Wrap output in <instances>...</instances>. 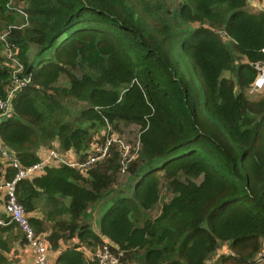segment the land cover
Returning a JSON list of instances; mask_svg holds the SVG:
<instances>
[{
	"label": "trees",
	"instance_id": "16d2710c",
	"mask_svg": "<svg viewBox=\"0 0 264 264\" xmlns=\"http://www.w3.org/2000/svg\"><path fill=\"white\" fill-rule=\"evenodd\" d=\"M6 32L32 73L0 127L24 167L56 141L84 161L96 134L138 127L129 187L118 181L116 146L86 174L48 165L17 182L37 234L54 249L79 240L56 264H89L80 247L94 250L103 237L117 245L119 264H264V93L250 94L253 64L264 61V8L248 0H0ZM4 46L0 37V53ZM9 82L0 68V96ZM4 174L12 179L16 169ZM94 211L103 212L100 233ZM16 228L0 226V264L26 240Z\"/></svg>",
	"mask_w": 264,
	"mask_h": 264
},
{
	"label": "built area",
	"instance_id": "2783aa9c",
	"mask_svg": "<svg viewBox=\"0 0 264 264\" xmlns=\"http://www.w3.org/2000/svg\"><path fill=\"white\" fill-rule=\"evenodd\" d=\"M7 34L8 32L0 35V37L5 41V52L0 59V68L7 69L10 73V82L5 87V94L4 96H0V127L3 121L8 118L13 111V100L16 94L26 87L32 79V73L25 72V66L21 62L20 50L18 47L6 41L5 38ZM255 67L259 73L251 86L252 88L250 93L264 90V61L255 63ZM116 134L117 132L108 127L102 133V142H96L99 138L97 140H93L91 143V149L84 161L68 158L63 155L58 148H51L48 149L47 153L40 158L39 162L24 167L15 154L12 153V150L3 142L0 132V158L2 160V164H4V166L7 164L16 169V174L12 179H7L5 175L0 178V190L4 191V210L6 218L8 219L6 220L4 218H0V226L15 223L22 229L27 244L35 251L37 264H50L49 256L51 247L46 234L36 233L34 227L29 221V216L24 205L17 199V182L22 179L34 178L43 174L45 167L48 165L55 166L67 164L86 174L93 163L98 160L105 159L110 153L111 148L113 146H118L115 143H121L124 145L120 139H117ZM128 148L129 146H126V149ZM139 149L140 146H138L137 151H131L126 155H123V153L118 149L123 158L122 171H127L128 161L137 157ZM113 248L114 245L105 243L103 248L95 253V258L99 264H119V255L113 252Z\"/></svg>",
	"mask_w": 264,
	"mask_h": 264
},
{
	"label": "crops",
	"instance_id": "0c3cea01",
	"mask_svg": "<svg viewBox=\"0 0 264 264\" xmlns=\"http://www.w3.org/2000/svg\"><path fill=\"white\" fill-rule=\"evenodd\" d=\"M248 2H249V5L252 8L256 9V10H259V9L263 8L260 5L261 0H248ZM4 52H5V46L2 49V52L0 53L1 57L3 56ZM13 113H14V106H13V111H12L10 116H12ZM52 146H54L53 148H58L59 149V142L56 141ZM47 149H49V147H41L38 150L39 158H41L44 155L43 151L47 150ZM60 152L63 155H65L66 157H68V158L78 159L77 154L73 150H69V151H66V152L60 151ZM12 153H14L15 156L17 157V159L20 161V159L17 156V153L14 152L13 150H12ZM0 164H1V166H0V178H1V176L5 175L4 173H5L6 168H8L10 166L7 165V164H5V166H4V164H2L1 158H0ZM108 202H110V201H108ZM108 202H105L104 205L109 204ZM4 215L6 216V213H5V210H4V191L0 190V218H4ZM34 215L42 217V214H40L38 211L35 212ZM92 215L93 216H92V221L91 222L93 224V228H94V230L97 233H100V224H99L100 221L98 220V212L94 211V212H92ZM16 227L17 228L15 230L17 232L21 231L22 234H23L22 229L19 226H17V225H16ZM46 237H47V235H46ZM102 239H103V244L101 246H99V247H96V249H94V250L88 249V248H86L84 246L80 247V249L84 251L89 264H99V262L95 258V253L97 251L101 250L103 248V246L105 245V243L112 244L116 248H118L117 245L113 244V242L110 241L109 239H107L105 237H103ZM22 241H23L22 239L16 241L14 243V246H13L12 250L9 253H7V256L9 258L11 264H37V258H36V254H35L34 249L27 244L26 240L24 242H22ZM78 242H79V240L76 237H74V238L69 239L67 242H62L61 245L59 246V248H57V249H54L53 247H51V244L49 243V245L51 247L50 248V256H49L50 264H56L57 257H58V255L61 253V251L63 249H66L69 246H74Z\"/></svg>",
	"mask_w": 264,
	"mask_h": 264
},
{
	"label": "rangeland",
	"instance_id": "374dc122",
	"mask_svg": "<svg viewBox=\"0 0 264 264\" xmlns=\"http://www.w3.org/2000/svg\"><path fill=\"white\" fill-rule=\"evenodd\" d=\"M174 2V4L176 5V3H178L180 0H172ZM260 5L264 8V0H261ZM1 35V34H0ZM53 52L51 51L49 53V55H51ZM47 55V56H49ZM227 76H232L229 72L226 73ZM264 93V90L259 91V92H253L250 93L251 95H256V94H261ZM137 133H138V127L137 126H130L129 128L125 129L124 132H122L121 134H116L117 139H120V141L124 144L122 145L121 143H115L116 146L122 153L123 155L129 154L131 151H137L139 144L137 143ZM99 138V139H98ZM95 140H97L96 142H102V134L98 135L96 134L94 136ZM126 146H129L128 149H126ZM54 146H50L49 149L53 148ZM124 147V148H123ZM48 150V149H47ZM47 150H44V155L47 153ZM130 175L127 174V172L120 170L119 173V183L125 187H129L130 185H132L130 182ZM124 188V187H123ZM167 191L164 190L163 191V196H165L167 193ZM163 202V200H161L160 203H158L157 207L153 210L148 212L147 214L150 217H155L158 213H159V209L161 206V203ZM109 204L103 205L102 209L103 211H107L109 209V207L111 206L112 202H108ZM103 215V213H98V220L100 219V217ZM5 216V215H4ZM221 252H228V246L225 245L224 247H222V249L220 250ZM89 255V254H88ZM87 255V256H88ZM90 256V255H89ZM89 258V257H88Z\"/></svg>",
	"mask_w": 264,
	"mask_h": 264
},
{
	"label": "water",
	"instance_id": "95a60500",
	"mask_svg": "<svg viewBox=\"0 0 264 264\" xmlns=\"http://www.w3.org/2000/svg\"><path fill=\"white\" fill-rule=\"evenodd\" d=\"M253 66L255 67V64H253Z\"/></svg>",
	"mask_w": 264,
	"mask_h": 264
}]
</instances>
